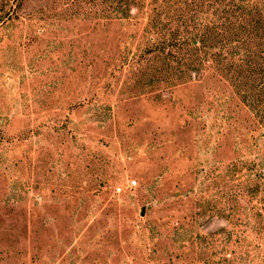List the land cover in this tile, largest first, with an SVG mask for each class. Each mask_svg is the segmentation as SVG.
I'll use <instances>...</instances> for the list:
<instances>
[{"label":"rangeland","instance_id":"obj_1","mask_svg":"<svg viewBox=\"0 0 264 264\" xmlns=\"http://www.w3.org/2000/svg\"><path fill=\"white\" fill-rule=\"evenodd\" d=\"M91 6L0 0V264H264L248 107L150 81L144 14Z\"/></svg>","mask_w":264,"mask_h":264},{"label":"trees","instance_id":"obj_2","mask_svg":"<svg viewBox=\"0 0 264 264\" xmlns=\"http://www.w3.org/2000/svg\"><path fill=\"white\" fill-rule=\"evenodd\" d=\"M91 1L95 18L144 14L142 30L152 45L147 50L159 61L153 67L145 61L150 81L175 86L200 70L210 72L248 107L264 140V0ZM253 167L264 178V165Z\"/></svg>","mask_w":264,"mask_h":264},{"label":"built area","instance_id":"obj_3","mask_svg":"<svg viewBox=\"0 0 264 264\" xmlns=\"http://www.w3.org/2000/svg\"><path fill=\"white\" fill-rule=\"evenodd\" d=\"M134 183H135V181H134V180H132V181H131V184H134Z\"/></svg>","mask_w":264,"mask_h":264},{"label":"water","instance_id":"obj_4","mask_svg":"<svg viewBox=\"0 0 264 264\" xmlns=\"http://www.w3.org/2000/svg\"><path fill=\"white\" fill-rule=\"evenodd\" d=\"M142 214V213H141Z\"/></svg>","mask_w":264,"mask_h":264}]
</instances>
